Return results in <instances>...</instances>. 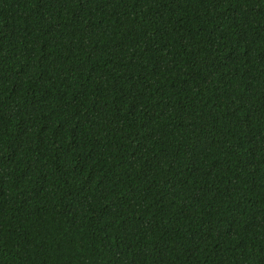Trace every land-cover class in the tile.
Here are the masks:
<instances>
[{
    "label": "trees",
    "instance_id": "1",
    "mask_svg": "<svg viewBox=\"0 0 264 264\" xmlns=\"http://www.w3.org/2000/svg\"><path fill=\"white\" fill-rule=\"evenodd\" d=\"M0 264H264V0H0Z\"/></svg>",
    "mask_w": 264,
    "mask_h": 264
}]
</instances>
